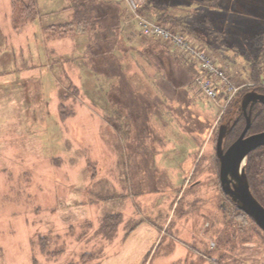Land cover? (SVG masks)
I'll list each match as a JSON object with an SVG mask.
<instances>
[{"label": "rangeland", "instance_id": "1", "mask_svg": "<svg viewBox=\"0 0 264 264\" xmlns=\"http://www.w3.org/2000/svg\"><path fill=\"white\" fill-rule=\"evenodd\" d=\"M124 1L128 23L120 27L139 39ZM222 1L212 5L210 26L223 36L208 49L241 90L220 114L169 42L144 35L162 51L123 47L122 66L100 68L83 40L71 46L81 37L55 39L47 30L66 22L71 0L59 1L66 10L58 23L22 31L12 27L11 0H0V264H264L260 231L232 233L254 221L223 192L215 153L219 125L255 88L247 72L264 0ZM187 15L189 30L195 14ZM87 68L119 75L87 77ZM118 211L123 219L107 238L102 218Z\"/></svg>", "mask_w": 264, "mask_h": 264}, {"label": "trees", "instance_id": "2", "mask_svg": "<svg viewBox=\"0 0 264 264\" xmlns=\"http://www.w3.org/2000/svg\"><path fill=\"white\" fill-rule=\"evenodd\" d=\"M71 1H72L71 2L72 19L70 21L50 27L52 34L57 36H63L68 34L69 32H73L75 30L80 29L83 31L92 32L94 35L99 36V32L101 30V26H99V24H101V20L99 15L97 14V11L93 3L90 0H84V1L71 0ZM37 2L38 0H12V5L15 10V14H14L15 17L13 21L15 27H19L23 25L25 22L29 20H33L37 17L39 13ZM141 11L146 16L154 19L155 21L159 23L167 24L173 31H179L184 33L185 36H187L192 41L193 32L190 29L187 30L186 25H188V21L185 22L186 20L183 19L184 17L189 16L187 14L191 13V7L186 6L184 3L181 4V2L179 1L174 2V1H166V0H145V3L143 4ZM209 31L211 35H215L214 39H219L222 38L223 36V32L220 30L211 28ZM258 41L260 42V48L258 54H256V56L250 61L247 72L248 74L247 79L253 82V85L251 87L255 86L257 90L264 92V86L261 85V80H262L261 77H262V73L264 72V31H262L258 35ZM152 43L155 46L153 47L154 50L156 49L157 51L158 50L162 51L161 47L163 46L161 41L158 40L156 42L152 41ZM157 51L155 55L158 54ZM182 58L185 59L187 63H190L189 68H191V71L193 69L192 72L194 79L195 75L198 73L197 64L194 61H192L190 58L187 59L188 57L185 55ZM91 69L94 70V68ZM87 70L89 72L87 73V77H90L89 75L90 73L91 76L96 75V73L91 72L89 69ZM69 80L71 81V79ZM249 88L250 87L242 91L244 92ZM222 96L223 93L222 92L219 93L218 99L220 101L222 100ZM113 102L115 103L114 107L117 110L121 111L120 103L118 104L115 101ZM121 104L123 105V103ZM60 110H61L60 112L61 118L65 119V117L68 114L66 107H64L63 105ZM245 124H246L245 116L241 115L239 120L235 123V125L229 132L228 140H233L234 138H236L241 132V130L244 128ZM262 130H264V105L259 103L257 107L254 108L253 110L249 132H258ZM216 160L219 163L218 158ZM246 171L253 193L264 205V145L259 146L258 148L254 149L249 153L248 162L246 164ZM259 187L261 192L259 191ZM235 208L236 210L238 209L241 212H243L241 209L237 208L236 206ZM122 219H123L122 211L106 213L102 218L99 231H102L107 236V238H112ZM246 228L247 230L251 231L250 235L256 231L257 234H259L260 231L261 236L264 238V231L255 222H254V227L251 228L245 226L233 225L232 233L235 236H237L238 232L241 233L242 236L244 235L248 236L249 234H246L245 232Z\"/></svg>", "mask_w": 264, "mask_h": 264}, {"label": "crops", "instance_id": "3", "mask_svg": "<svg viewBox=\"0 0 264 264\" xmlns=\"http://www.w3.org/2000/svg\"><path fill=\"white\" fill-rule=\"evenodd\" d=\"M59 1L61 0H38L37 3H38L39 13L37 17L33 20H29L25 22L23 25L16 28L13 23L12 26L13 29L15 28L16 30H21V31L28 30L27 25L30 22L31 23L33 22L34 26L38 25L40 27L42 25V22H44L42 20H46V19L49 22L48 24H50L51 22L58 23L59 21L57 20H59L63 16L62 13H64L66 10V9H62V10L58 9ZM90 1L93 3L97 11V14L99 15L101 20V24H99V26H101L99 36L94 35L92 32L83 31L79 29L73 32H69L64 36H60V37L57 36L55 39L61 37H65V38H70V37L75 38V36L81 37L80 39L77 38L75 43L72 42L71 46L77 47V43H78L77 40H83L82 42V47H84L83 51L86 52V55H88V57L92 59L95 65L99 66L100 68H104L105 65L102 67L103 64L112 65L113 62H116L117 64H120L122 66L123 63L120 59L121 56L119 52L121 53L124 52L123 47H134V50L135 48L136 49L138 48L139 50L143 49L146 53H151V52L156 53L157 50L153 49V47L155 46L152 43V41L156 42L155 40L150 38L144 39V35L142 36V34H140L139 39H137L138 36L133 38L132 35H136V31L134 28H129L125 30L123 29V27H120L123 24L122 23L123 20L126 18L125 16L126 10L125 12L123 10V7L124 6L126 7V3L124 0H90ZM230 2L232 1L230 0ZM216 3L220 5L223 4V1L222 0H187V1L184 0V4L188 7H191V9L193 10V15L195 14L193 27L192 29H190L193 32L192 41L198 46L207 47V49L211 48L214 45V36L211 35L209 30L211 29L210 25L214 24L213 23L214 17L217 14V12L212 11L214 10L212 5L213 4L216 5ZM11 4H12V0H11ZM46 7H50V9H48L50 11L42 12V9L44 10ZM230 12H232V10H230ZM227 13L228 12L226 11V13L224 14L227 15ZM62 18H64L63 20L66 19V22L70 21L72 19V14L68 18L67 15H65ZM34 30L37 31V28H35ZM47 30H49V33L52 34L50 27H48ZM34 36L37 37L35 34ZM52 36L54 35L52 34ZM157 52L159 53L160 51L158 50ZM102 60L104 62H101ZM92 65L93 64H91V67ZM109 73L110 74H103L98 72L96 75L98 78H100V76L106 75V77L109 76L107 78L111 77L114 79V81L116 80L115 78H117V76L119 75L118 72L117 73L109 72ZM122 73L126 76H129V73H127V71H124ZM114 81H110V82L114 83Z\"/></svg>", "mask_w": 264, "mask_h": 264}, {"label": "water", "instance_id": "4", "mask_svg": "<svg viewBox=\"0 0 264 264\" xmlns=\"http://www.w3.org/2000/svg\"><path fill=\"white\" fill-rule=\"evenodd\" d=\"M256 103L264 105V92L253 88L243 93L240 107L246 114V124L240 135L227 148H224L223 142L233 125L230 121L220 124L216 155L219 160V178L223 192L236 207L247 213L264 230V205L253 193L246 171L249 153L264 145V130L248 133Z\"/></svg>", "mask_w": 264, "mask_h": 264}, {"label": "built area", "instance_id": "5", "mask_svg": "<svg viewBox=\"0 0 264 264\" xmlns=\"http://www.w3.org/2000/svg\"><path fill=\"white\" fill-rule=\"evenodd\" d=\"M126 2L134 14L131 19L138 21L143 34L170 42L173 47L180 48L188 58L197 64L198 73L195 75V82L198 89L210 99L219 102V105L222 106L220 111L222 114L224 107L234 100L241 88L231 78L226 68L217 63L210 51L193 44L184 33L173 31L167 24L159 23L141 14L139 9L143 0H126ZM261 85L264 86V75ZM221 92L223 96L219 101L218 97Z\"/></svg>", "mask_w": 264, "mask_h": 264}, {"label": "flooded vegetation", "instance_id": "6", "mask_svg": "<svg viewBox=\"0 0 264 264\" xmlns=\"http://www.w3.org/2000/svg\"><path fill=\"white\" fill-rule=\"evenodd\" d=\"M240 100H241V97L239 98V101H237L236 103H237V110L234 112V113H232L231 115H229V118H228V121H230V124L231 125H235V123L239 120V118L241 117V115H243V116H245L246 117V114H245V112L242 110V108L240 107ZM259 103H256L255 105H254V107H253V110H254V108H256L257 107V105H258ZM262 104V103H261ZM252 114H253V111H252ZM227 121V122H228ZM233 128V127H232ZM243 130V129H242ZM241 130V131H242ZM231 131V130H230ZM241 133V132H240ZM240 133H239V135H240ZM248 133H249V131H248ZM229 134V133H228ZM238 135V136H239ZM237 136V137H238ZM236 137V138H237ZM227 138H228V135L226 136V138H225V140H224V142H223V146H224V148H227L236 138H234L233 140H227ZM244 212V211H243ZM247 214V213H246ZM248 215V214H247ZM249 216V215H248ZM250 217V216H249ZM261 228V227H260ZM262 229V228H261ZM263 230V229H262ZM264 231V230H263Z\"/></svg>", "mask_w": 264, "mask_h": 264}]
</instances>
